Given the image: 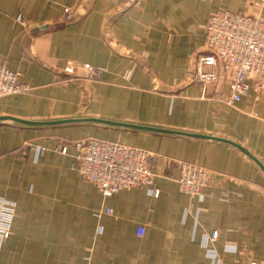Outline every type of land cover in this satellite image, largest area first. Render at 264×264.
I'll use <instances>...</instances> for the list:
<instances>
[{
    "label": "crops",
    "instance_id": "1",
    "mask_svg": "<svg viewBox=\"0 0 264 264\" xmlns=\"http://www.w3.org/2000/svg\"><path fill=\"white\" fill-rule=\"evenodd\" d=\"M67 7L74 11L70 23L63 21ZM217 10L264 18V0H0V65L28 87L0 98V116H85L214 136L264 164V96L250 93L228 106L218 69L216 83L193 79ZM67 63L103 72L98 80L80 70L66 75ZM86 138L148 151L158 196L139 187L103 197L73 169L71 146L67 155L53 151ZM180 161L208 170L211 183L201 199L179 191ZM0 197L16 203L0 264L264 262V175L232 147L210 140L92 125L0 124ZM106 209L109 215L94 217ZM214 231L217 240L205 244ZM213 251L218 262L209 257Z\"/></svg>",
    "mask_w": 264,
    "mask_h": 264
},
{
    "label": "built area",
    "instance_id": "2",
    "mask_svg": "<svg viewBox=\"0 0 264 264\" xmlns=\"http://www.w3.org/2000/svg\"><path fill=\"white\" fill-rule=\"evenodd\" d=\"M64 22L74 21V11L63 9ZM16 21H21V17ZM205 53L195 64L193 79L203 85L216 83L218 69L228 84L226 105L233 106L243 98L253 94L255 100L264 96V18L258 14H240L226 10L212 12L205 29ZM203 66L213 69L204 73ZM77 70L87 73V79L98 80L102 68H94L87 64L67 63L64 68L66 75H73ZM129 71L123 73L128 79ZM28 90L27 85L18 80V75L0 65V98L22 94ZM69 146L75 151V169L85 181L93 185L103 197H110L122 190L131 188H150L152 196L159 192L153 189L154 174L149 167L151 154L140 148L123 145L97 138H86L71 144H61L53 151L67 155ZM38 148L37 153L46 152ZM179 191L191 198H202V191L210 183L208 170L189 162H177ZM16 212V203L0 197V246L12 234V225ZM109 215L110 210L96 213L94 217ZM143 228L137 229L142 236ZM217 232L205 236V244L214 243ZM215 252L210 253L213 262ZM89 260V258L87 259ZM249 264H264L252 261Z\"/></svg>",
    "mask_w": 264,
    "mask_h": 264
},
{
    "label": "water",
    "instance_id": "3",
    "mask_svg": "<svg viewBox=\"0 0 264 264\" xmlns=\"http://www.w3.org/2000/svg\"><path fill=\"white\" fill-rule=\"evenodd\" d=\"M84 98L87 99L86 94H84ZM0 124H16L24 127L29 128H48V127H64V126H81V125H92V126H100V127H107V128H117V129H124V130H132V131H142V132H151L156 134H165V135H175V136H182L187 138H194V139H202V140H210L218 143L225 144L227 146L232 147L237 152L245 156L248 160H250L264 175V164L255 157L250 151L244 148L242 145L233 142L231 140L214 137V136H204L199 134L187 133V132H180V131H173L168 129L162 128H154L148 126H142L137 124L131 123H123V122H116L102 118H95V117H78V118H68V119H60V120H25L20 118H15L11 116H0Z\"/></svg>",
    "mask_w": 264,
    "mask_h": 264
},
{
    "label": "rangeland",
    "instance_id": "4",
    "mask_svg": "<svg viewBox=\"0 0 264 264\" xmlns=\"http://www.w3.org/2000/svg\"><path fill=\"white\" fill-rule=\"evenodd\" d=\"M87 94V93H86ZM87 96V95H86ZM88 98V97H87Z\"/></svg>",
    "mask_w": 264,
    "mask_h": 264
}]
</instances>
